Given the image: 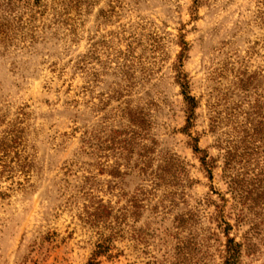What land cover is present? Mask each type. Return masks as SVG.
<instances>
[{
	"label": "rangeland",
	"instance_id": "rangeland-1",
	"mask_svg": "<svg viewBox=\"0 0 264 264\" xmlns=\"http://www.w3.org/2000/svg\"><path fill=\"white\" fill-rule=\"evenodd\" d=\"M229 240L264 264V0H0V264Z\"/></svg>",
	"mask_w": 264,
	"mask_h": 264
},
{
	"label": "trees",
	"instance_id": "trees-1",
	"mask_svg": "<svg viewBox=\"0 0 264 264\" xmlns=\"http://www.w3.org/2000/svg\"><path fill=\"white\" fill-rule=\"evenodd\" d=\"M199 151L200 150L198 148L195 149V152H199ZM203 163L205 164V166L207 165L206 162H203ZM239 248L240 246L237 245L234 240L228 241L227 250H226L227 256L225 257L224 264H238L236 255L238 254Z\"/></svg>",
	"mask_w": 264,
	"mask_h": 264
}]
</instances>
